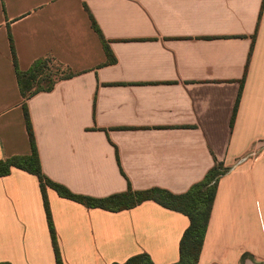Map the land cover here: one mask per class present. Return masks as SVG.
<instances>
[{
  "label": "crops",
  "instance_id": "crops-1",
  "mask_svg": "<svg viewBox=\"0 0 264 264\" xmlns=\"http://www.w3.org/2000/svg\"><path fill=\"white\" fill-rule=\"evenodd\" d=\"M9 33L20 69L51 56L75 73L27 99L51 180L91 197L182 193L217 158L230 170L198 264H264V0H0V159L31 152ZM47 194L63 264L179 260L187 215ZM0 262L56 264L40 181L20 168L0 176Z\"/></svg>",
  "mask_w": 264,
  "mask_h": 264
},
{
  "label": "trees",
  "instance_id": "trees-1",
  "mask_svg": "<svg viewBox=\"0 0 264 264\" xmlns=\"http://www.w3.org/2000/svg\"><path fill=\"white\" fill-rule=\"evenodd\" d=\"M91 24L101 38L107 56L106 63L115 62L116 58L110 49L108 41L104 38L92 16ZM9 40L18 85L21 95L24 98V118L28 130L31 152L26 155H13L5 159H0V176L10 174L12 168H20L38 177L55 252L56 264H63V260L52 220L47 194L48 187L56 190L60 196L82 203L86 207L102 208L109 211H121L133 208L144 201L153 200L166 208L187 215L190 223L180 239V257L177 262L171 264H198L217 194L218 183L230 170V167L225 166L222 161L215 158L214 165L207 171L204 178L192 184L187 191L182 193H173L160 187L133 189L130 184L126 191L114 193L105 197H91L73 193L66 186L51 180L42 170L40 156L37 150L30 114L27 107V99L39 92L51 91L59 80L70 78L74 76L75 73L68 65L51 56L40 57L36 59L28 69L22 70L18 65L11 33H9ZM252 48L253 44L250 55ZM240 95L241 90L234 107L231 124L234 123ZM247 256L248 254L246 253L242 255L241 264ZM0 264L11 263L0 262ZM112 264H154V262L149 254L140 253L129 257L124 262H114Z\"/></svg>",
  "mask_w": 264,
  "mask_h": 264
},
{
  "label": "built area",
  "instance_id": "built-area-1",
  "mask_svg": "<svg viewBox=\"0 0 264 264\" xmlns=\"http://www.w3.org/2000/svg\"><path fill=\"white\" fill-rule=\"evenodd\" d=\"M251 155H254V153H251L249 156H251ZM249 156H245V157L239 159L238 162L236 163V165L239 164V163H241V162H243L244 160L248 159Z\"/></svg>",
  "mask_w": 264,
  "mask_h": 264
}]
</instances>
